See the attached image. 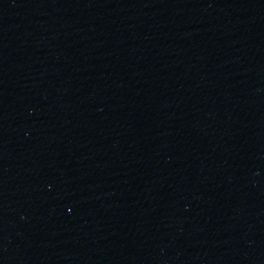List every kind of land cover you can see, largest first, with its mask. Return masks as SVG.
Returning <instances> with one entry per match:
<instances>
[{"label":"water","instance_id":"1","mask_svg":"<svg viewBox=\"0 0 264 264\" xmlns=\"http://www.w3.org/2000/svg\"><path fill=\"white\" fill-rule=\"evenodd\" d=\"M0 264H264V0H0Z\"/></svg>","mask_w":264,"mask_h":264}]
</instances>
